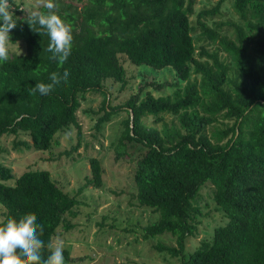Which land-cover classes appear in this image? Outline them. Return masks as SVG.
I'll list each match as a JSON object with an SVG mask.
<instances>
[{"label":"trees","instance_id":"trees-1","mask_svg":"<svg viewBox=\"0 0 264 264\" xmlns=\"http://www.w3.org/2000/svg\"><path fill=\"white\" fill-rule=\"evenodd\" d=\"M223 1L197 7L198 0H54L73 35L61 66L47 51L48 36L26 22L28 13L44 10L42 3L27 9L24 0H9L17 22L12 43L24 42L26 51H10L0 62V136L16 134L15 144L46 150L58 130L73 124L80 139L81 99L88 91L102 93L97 128L126 112L116 158L130 155L129 142L145 147L135 160L133 197L158 217L142 225L141 236L157 237L155 247L179 256L181 264H264V0H230L237 19L216 20ZM195 31L207 43H197ZM122 57L174 80L144 81L115 103L105 80L129 86ZM65 70L68 80L49 95L27 91ZM165 84L169 92L155 90ZM164 113L172 118L165 120ZM146 115L162 121L161 127L147 123ZM89 166L84 185L107 184L101 158L90 156ZM12 177L0 163V225L34 213L44 226L45 245L59 225H73L67 215L75 213L79 199L49 169L31 167L13 183L5 181ZM207 182L225 220L189 251L186 240L196 233L201 212L197 197ZM165 234L175 243L164 242ZM47 255L45 248L42 257Z\"/></svg>","mask_w":264,"mask_h":264},{"label":"rangeland","instance_id":"rangeland-1","mask_svg":"<svg viewBox=\"0 0 264 264\" xmlns=\"http://www.w3.org/2000/svg\"><path fill=\"white\" fill-rule=\"evenodd\" d=\"M215 2L216 0H198L197 7L211 6ZM39 4L41 0L22 2L23 8L27 9L35 8ZM228 18L237 19V15L232 11L230 0H224L221 14L215 15L214 19ZM192 20L194 22L193 17ZM196 31L194 34L196 42H206V39H196ZM10 51L23 53L26 51V45L20 41L11 42ZM121 60L126 68L129 86L121 89L119 82L105 80V85L111 91L115 103L126 99L138 86L144 85V81L174 80L173 75L169 73L162 74L131 64L123 57ZM195 77L200 79L198 74L192 73L191 78ZM170 89L171 86L165 84L155 90L169 92ZM102 97L100 92L88 91L81 99L76 111L81 131L80 139L77 135L78 128L73 124L58 130L52 145L46 150L15 144L14 142L19 138L16 134L1 135L0 163L10 167L13 173V177L5 181L13 183L18 174L31 167L47 168L64 191L78 197L79 203L73 209L75 213L67 215L73 225L69 229L59 225L52 237V241L63 245L65 264H181L179 256L155 247L157 237L144 239L141 236L142 225L158 217V211L148 206L137 205L133 197L135 186L132 177L135 160L145 147L136 142H129L130 155L116 158L114 146L123 128L121 120L126 116V112L115 114L97 128L96 121L103 113ZM171 118V114L164 113L165 120ZM144 119L147 123L161 127L162 121H155L152 115H146ZM215 125L224 126L222 122H216ZM22 137L26 138L27 135ZM78 140H80L79 145L73 148ZM90 156L101 158L104 168L103 178L107 183L101 187L84 185L86 176L90 175ZM212 188L207 182L199 191L196 204L201 212L197 215L199 222L196 233L186 240V249L189 251L201 238L208 236L215 225L225 220L223 211L216 207L212 198ZM2 211L3 207L0 205V219ZM161 238L166 243H175L174 238L167 234Z\"/></svg>","mask_w":264,"mask_h":264},{"label":"clouds","instance_id":"clouds-1","mask_svg":"<svg viewBox=\"0 0 264 264\" xmlns=\"http://www.w3.org/2000/svg\"><path fill=\"white\" fill-rule=\"evenodd\" d=\"M41 3L44 10L31 11L26 22L34 32L48 36L47 51L52 53L51 59L62 66L71 54L72 29L57 13L54 0H41ZM16 26L9 0H0V62L9 59L11 32ZM69 76L67 70L62 76L52 72L49 76L50 83L37 82L27 91L33 96L37 93L47 96L61 80L66 82ZM43 232L44 226L37 223L34 213H26L18 220L8 218L0 225V264H65L63 245L52 240L45 245L41 239ZM45 248L48 255L42 257V250Z\"/></svg>","mask_w":264,"mask_h":264}]
</instances>
